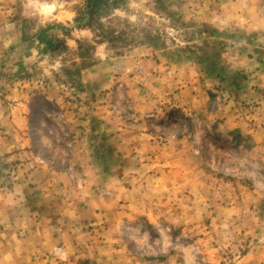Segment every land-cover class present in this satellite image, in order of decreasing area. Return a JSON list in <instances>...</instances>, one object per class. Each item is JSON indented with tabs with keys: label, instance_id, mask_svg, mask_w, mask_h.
Listing matches in <instances>:
<instances>
[{
	"label": "rangeland",
	"instance_id": "374dc122",
	"mask_svg": "<svg viewBox=\"0 0 264 264\" xmlns=\"http://www.w3.org/2000/svg\"><path fill=\"white\" fill-rule=\"evenodd\" d=\"M83 3L0 0V264H264V0Z\"/></svg>",
	"mask_w": 264,
	"mask_h": 264
},
{
	"label": "crops",
	"instance_id": "0c3cea01",
	"mask_svg": "<svg viewBox=\"0 0 264 264\" xmlns=\"http://www.w3.org/2000/svg\"><path fill=\"white\" fill-rule=\"evenodd\" d=\"M50 228L54 231L50 230ZM30 229L28 233V264H34V261L37 260L36 258H39L43 253L42 251L49 250L53 244L61 242L66 252L70 250V240L66 237L63 230L58 229L56 224H49L44 227L41 223H37ZM2 257H5V255H2L0 259ZM38 262L41 264L42 261Z\"/></svg>",
	"mask_w": 264,
	"mask_h": 264
},
{
	"label": "trees",
	"instance_id": "16d2710c",
	"mask_svg": "<svg viewBox=\"0 0 264 264\" xmlns=\"http://www.w3.org/2000/svg\"><path fill=\"white\" fill-rule=\"evenodd\" d=\"M119 0H84L83 8L81 10V16L78 18L79 23L92 27L96 24L101 26V22L98 20L101 13L107 11L118 4ZM45 29H41L36 35L37 43H44L50 45L49 41H46L44 36Z\"/></svg>",
	"mask_w": 264,
	"mask_h": 264
}]
</instances>
